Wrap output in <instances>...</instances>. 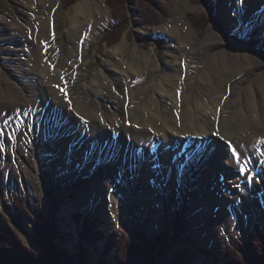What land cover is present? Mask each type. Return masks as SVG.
<instances>
[{"label": "bare ground", "instance_id": "1", "mask_svg": "<svg viewBox=\"0 0 264 264\" xmlns=\"http://www.w3.org/2000/svg\"><path fill=\"white\" fill-rule=\"evenodd\" d=\"M33 1L26 0L28 5L34 4ZM229 2L231 0L219 1V10L212 16L202 39L195 40L189 24L182 20L186 35H183V44L178 48L180 60L171 70L158 65L153 46L144 49L136 44L131 52H127L124 41L116 46L117 51L111 55L106 67L87 77L90 60L83 45L89 35L86 20L97 13L104 17L106 24L109 11L103 0L91 4L78 3L80 6L77 5L72 14L75 20L67 29L66 52L62 51L63 45L58 41L51 17L34 21L31 27L27 25L28 19L23 23L16 18L6 22L4 30H1L3 49L6 57L14 61L15 71L11 80L0 82V157L2 154L17 156V153H22L23 169L35 173L36 165H39L37 159H32L36 158V146L38 150L51 151L45 141L54 136L62 145L69 144L70 149L74 146L73 155L65 151V159L71 162L72 167L81 154L79 150H84V165L101 164L102 172L94 177L98 184H90L94 187L99 185L101 189L85 190L87 198L93 202L99 200L101 196L98 193L106 189L107 192L114 189L113 194L108 192L109 196L118 200L116 193H119L122 201L126 195L121 193L135 188L132 179L129 183L127 181L129 174H135V169L129 171L133 168L129 163L133 164L137 158L144 167L136 181V188L137 185L143 188V193L139 194L144 197L141 200L147 198L142 204L143 210L146 206L150 209L157 207L153 196L144 194L149 193L146 192L149 179L159 185L163 172L162 177H170V180L158 188L163 192L172 183L176 198L172 202L183 201L176 195L188 193L190 186L194 188L190 196L201 190L207 202L211 203L212 196L215 198L213 204L223 203L211 208L213 219L216 223L219 220V226L231 220L227 208L233 205L231 203L235 205L233 197L236 196L243 200L237 215L264 216V195L258 193L264 189V47L256 49L248 40L250 31L264 33V0H253L246 13H237L234 18L222 7L223 3ZM222 21L228 24L227 32L238 39L237 43L221 39L219 23ZM204 63L198 85L202 92L197 93L196 106L189 109L187 91L193 87L192 73ZM254 71L258 72L255 78L251 77ZM154 76L158 77L156 83L139 86L143 79ZM89 132L91 136L100 134L92 140ZM158 141H162L160 146ZM82 142L83 148L80 146ZM124 143L125 146L121 147ZM198 143L203 147L200 152ZM231 144L236 145L235 157ZM141 147L149 152L145 157L138 154ZM113 148L117 155L111 162ZM132 148H137L136 152L133 153ZM165 148L167 151L164 152ZM192 151L215 156L210 164L208 157H204V167L200 168L202 174L198 179L194 176L199 170L198 173L191 170L197 166L193 159L183 171L180 170L181 173L178 171L179 164H185ZM126 166L128 174L121 173L124 179L118 180L119 173ZM258 169L261 173L254 177ZM224 171L229 178L222 182L220 177ZM250 174L255 182L253 187L248 181ZM23 176L28 179L26 173ZM177 176H181L179 181ZM141 178L142 183L139 184ZM31 180L33 186L42 185L36 177ZM79 181L77 184L89 183L88 180ZM225 188L226 191L231 188L233 192L230 193L235 194L224 195ZM149 189L152 190L151 187ZM217 191L221 198H218ZM197 197H193L194 200ZM131 202H126L121 209L131 214ZM198 202L197 205H201V201ZM162 212L155 209L151 220L163 219L155 217ZM210 214L208 211L204 215L202 213L193 222L208 219ZM202 226L205 228L206 225L203 223ZM19 231L22 233L21 226Z\"/></svg>", "mask_w": 264, "mask_h": 264}, {"label": "rangeland", "instance_id": "2", "mask_svg": "<svg viewBox=\"0 0 264 264\" xmlns=\"http://www.w3.org/2000/svg\"><path fill=\"white\" fill-rule=\"evenodd\" d=\"M81 1L91 4L92 2L100 0H73L69 7H65L64 9L63 0H34V4L29 5L26 0H0V82L6 79L8 81L11 80L13 72L15 71L14 61H10L6 57V52L3 49L4 35L1 33V30H4V24L15 18L19 19L22 23L26 22L28 19L29 22L27 25L31 27L34 21H38L39 19L42 20L43 17H47V19L51 17L54 21L57 36L60 39H58V41L63 45L62 51L66 52L64 45L68 37L67 29L75 20L72 14ZM219 1L220 0H214L210 5L200 0H142L144 4L138 3V0H122L121 4H124V7L120 9L118 15L120 14V16H123L121 21V26L123 28L122 30L119 28L117 32L111 36L110 41L112 43H109L104 40L100 42V40L110 29L116 26L112 16V10H115L114 8L119 9L118 7L121 4H114L112 7L110 6L111 0H103L105 7H107L109 11V19L107 18L106 24L103 22L104 17H100L97 13L89 16L86 20V24L89 26V35L86 36L83 45L86 46L85 53L89 56L90 60L87 77H91L95 72L106 67L111 55L117 51L116 49L119 44L124 41V43H127L125 48L127 52H131L136 44L144 49L153 46L156 51V56L154 57L158 65L161 67L165 66V68L170 70L175 69L180 60L178 48L183 44V35H186L182 20L187 21L189 24L190 29L194 32L193 36L195 40L204 38L211 24L212 16L219 10ZM252 1L253 0H231L229 3H223L222 7L226 10L228 15L234 18L237 13H246V11L251 8ZM203 16L208 20L204 28L202 30L192 28L193 26L190 24L189 19L192 17V21L196 25H200L203 21ZM149 19L156 21L154 25L149 24ZM219 25V28L222 29V33L220 34L221 39L224 41L229 40L228 42H238V39L234 35L228 34L227 30L229 26L225 21H222ZM163 38H165L166 41L162 40ZM248 40L250 45L256 49H262L264 47V33L261 34L257 30L250 31ZM124 55L126 54L124 53ZM205 64L206 63H204L203 66L201 65L200 68L193 70V87L190 91H187L189 97L187 106L189 109L196 106L197 93L199 91L202 92L198 85ZM257 75L258 72L254 71L251 77L255 78ZM157 81L158 77H146L139 86L142 85L146 87ZM21 120H23V118H21ZM18 131L19 129L16 130V132ZM99 134L100 133H94L93 136H91L89 132V137L94 140L96 138L95 135ZM48 138L49 139H47L45 143L51 147V151L38 150V146H36V158L34 157L32 159H37L39 165H36L37 170L35 173L23 169L22 161L24 160V156L22 158V153H17V156H5L2 154L0 157V227L1 225H5L9 228L8 232L2 230L0 234H4L2 237H4L5 241H2L8 243L5 245L8 252L11 251V253H14L13 246H15V244H13L12 241L13 236H16V239H18L25 248L35 247L42 250L44 247L53 245L56 248L62 247L67 249L69 252L73 250L77 251L76 244L80 243L82 240L78 237L80 227L74 222V215L76 213H79L78 217L80 220L85 217H88L91 221L95 219V221L98 222L96 225L93 224L95 230L97 232L101 231L103 235L108 234L110 231H114L113 229L118 230L123 227L126 231L137 232L138 236L136 240L146 246V250L150 253L154 264L171 262L174 257L177 256H183L187 264H223L226 258L224 252L227 251L229 246H236L239 249V240L245 238L248 233L253 232L255 223H258L260 229L264 231V216L252 218L248 216V213L243 215L236 214V211L241 209L240 206L242 207L243 202V200H238V196L233 197L235 205L231 203L233 205L227 208L231 220H229L228 223H223L221 226H219V220L217 223L214 221V213L211 208L214 207L215 209L218 205H223V203L219 202L213 204L212 202H214L215 198L212 196L211 198L208 197L211 203L207 202L208 199H204V194L201 190L190 196L194 188H190L189 186L188 193L176 195L177 199L183 201L178 203L172 202L176 200L173 195L174 190L172 183L165 191L163 190V192L159 190L160 187L158 188V186L167 185L170 180V177H162L163 172L160 174L161 177L159 179L161 180L159 185H157V183L153 184V180L149 179L150 184H146V192L149 191V193L144 194H151L154 199V204H156L157 207H151L150 209L149 206H146L143 210L144 205L142 204L146 202L145 199L147 200V198L145 197L144 200H141L144 197H141L139 194L143 193V190H141L143 188L137 185V189L136 181L140 177V173L144 167L137 158L134 159L133 164L129 163V165L131 164L133 167L129 171L135 169V174H133V176L129 174V180L127 181V183H129L132 179L135 188L130 189L131 192L129 190L122 192L121 194L125 193L126 195L123 196L124 198H121L123 199L122 201L120 200L121 195L119 193H116L118 196V200H116V197L109 196V191L107 192L108 189H106L98 193L101 196V198H99L100 202L99 200L93 202L91 199L87 198L85 190L91 189L95 191L97 188L101 189L99 185L97 187L90 185L98 184L94 177L102 172L103 169L100 167L101 164L86 163L84 165L82 162L84 150H79L82 155L80 154L81 157H79L80 155L78 154L74 164L75 166L72 167L70 164L71 162L67 161V158L65 159V151L66 154L69 151L71 153L70 155H73L72 149L74 146L70 149L69 144L62 145L54 136H49ZM211 138L215 139L213 136H211ZM123 141L125 142L126 140ZM161 142L158 141L157 145L160 146ZM106 143L107 145L109 144L108 141H106ZM125 143L121 145V147H124ZM84 144L87 145V141H84ZM26 145L29 146L28 142ZM80 146L83 148V142L80 143ZM230 147L233 149L231 151L235 157L236 151L234 150L236 145L231 144ZM182 148H184V146ZM133 149L134 148H132V150ZM136 149L133 150V153L136 152ZM197 149L199 152L203 149L200 143L197 144ZM165 151H167L166 148L164 149V152ZM76 153L77 152L74 154ZM148 153L149 152L142 147L138 149L140 157H145ZM194 153L193 151L191 152L185 164L181 166L179 164L180 168L178 167V171L181 173L188 163H192L193 159L196 161L195 164H197V166L195 167L196 169L191 168V170H193V173H198L199 170L198 175L194 176L195 179H198L202 174L200 168L203 169L204 167V157H208L207 160H209L210 164V161L215 156H204L202 154L200 155V153H195L196 155H194ZM116 155V150L113 148L109 161H114ZM128 166L124 167L122 172L119 173L118 180H123L124 175L128 174ZM190 166H188L187 169ZM181 169L182 171H180ZM259 172L261 173L258 169L254 173V177L257 176ZM24 173L28 175V179H26L25 176L22 177ZM121 173L124 175L122 176ZM222 173L220 180L223 182L224 179L229 178V174L226 171ZM217 174L218 173L215 175L216 178ZM33 177H36L39 182L42 181V185L33 186L31 180ZM179 177L181 178V176ZM179 177L177 176L178 181ZM216 178L214 179L216 180ZM251 178L252 176L250 174L248 181L251 187H253L255 182H253L254 178L252 180ZM81 179L85 181L88 180L89 183L77 184ZM142 179L143 178L138 180L139 184L140 182L142 183ZM206 179V181H210V179ZM34 184H36V181H34ZM149 187H151L153 191L150 190ZM262 189H260L258 193L264 195V189ZM4 192L5 194L7 193L9 199H11V201L13 200V202H10L4 197ZM111 192H114V189H111ZM111 192L109 193L113 194ZM218 192L219 191H217V193ZM230 192H233L231 188L227 191L226 188L223 189L224 195L230 196L235 194ZM213 193L217 196L215 190ZM219 193L218 198H221ZM15 194L21 197L14 199ZM177 194H179V192ZM200 194L201 197H197V195ZM136 196H138V199ZM206 196L210 195L207 194ZM193 197H197V199L194 200ZM198 200L201 201V205H197L199 203ZM128 201H132L130 205L132 210V212L130 211L131 214L121 209ZM155 209L159 211L163 210L162 214L155 216L157 218L163 217V219L151 220V218L154 217L152 213H154ZM207 211L209 214L212 212L208 219H201V221H197L198 223L193 222L196 216H201L202 213L204 215ZM231 211L233 212L231 213ZM216 213L219 214L218 212ZM203 223L206 225L205 228L203 226V228L200 227ZM175 225H177L176 229ZM19 226L22 227V233L19 231ZM157 234L158 236H155ZM102 241H104L103 237L97 243L101 245L103 243ZM44 243H47L48 246H45ZM2 246L4 245L0 244V247ZM203 248L206 249L210 256H208L209 254L206 251L201 250ZM2 252L4 253L5 251ZM87 252L92 253L90 254L92 255L93 263H96L97 254L94 252V247L92 245L87 247ZM114 254L115 249L110 247L109 254L106 256L108 264H116V260L112 259ZM260 254H252V258L255 260ZM255 264H264V257L262 256L258 261L255 260Z\"/></svg>", "mask_w": 264, "mask_h": 264}, {"label": "trees", "instance_id": "3", "mask_svg": "<svg viewBox=\"0 0 264 264\" xmlns=\"http://www.w3.org/2000/svg\"><path fill=\"white\" fill-rule=\"evenodd\" d=\"M72 1L73 0H63V8L69 7ZM114 1L111 0L110 6L114 4H121L122 2V0ZM200 1L209 3L211 5L214 0ZM138 3L144 4L142 0H138ZM123 7L124 4H121L118 7L119 9L114 8L115 10H112V16L116 20V26L113 27V29H111L108 33H106L102 37L100 42L104 40L106 42L112 43L110 41L111 36L114 35V33L117 32L119 28L120 30H122L123 27L121 26V21L123 16H120V14L118 15V13ZM202 19L203 21L200 25H196L192 21V17L189 19V21L194 29L202 30L208 21L205 16H203ZM148 21L150 25H154V23L156 22L150 19ZM18 198L20 197L16 196V199ZM78 216L79 213L75 215V222L80 226V231L78 233L79 238L82 241L77 244V251L73 250L69 252V250L67 249H64L62 247L56 248L53 245L51 246L49 243L48 244L50 246H48L47 243H44V245H47L48 247H44L42 250H39L35 247L25 248L23 247V245H21L19 240L16 239V236H13L11 234L13 236V244H15V246H13L14 253H11V251L8 252L5 246L8 243L4 242L5 239L4 237H2L4 234H0V244L4 245L0 247V264H108L106 256L109 254L110 247L115 249V254L113 255L112 259L116 260V264H154L150 253L148 252V250H146V246L136 240L138 236L137 232L126 231V229L123 227L118 230L111 231L106 236H104L101 231L97 232L95 230L94 225L98 223H96L95 219L91 221L88 217H85L80 220ZM176 228L177 225H175V229ZM2 230H4V232H8L9 228L5 225H1L0 232ZM102 237H104V241L102 243L103 245H99L97 242ZM96 243L98 244L97 246ZM89 245L94 246V252L97 254L96 263L92 262V255L87 252V247ZM201 250L206 251L205 248ZM2 251L5 252L3 253ZM255 253H261L260 255H258L259 257L255 258V260L257 261L259 260V258H262V256L264 257V231L259 228L257 223L254 224L253 232L240 241L239 249L236 246L228 247L227 251L224 252L226 258L223 264H255V260L254 258H252V254ZM208 256H210V254ZM164 264L187 263L183 256H177L174 257L171 262H165Z\"/></svg>", "mask_w": 264, "mask_h": 264}]
</instances>
